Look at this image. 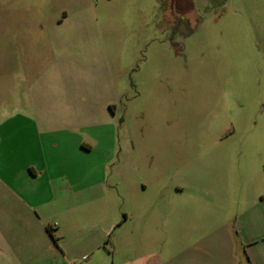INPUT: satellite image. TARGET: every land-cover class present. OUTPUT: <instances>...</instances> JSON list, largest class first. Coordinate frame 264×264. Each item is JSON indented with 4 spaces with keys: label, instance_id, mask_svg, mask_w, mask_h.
Returning <instances> with one entry per match:
<instances>
[{
    "label": "rangeland",
    "instance_id": "1",
    "mask_svg": "<svg viewBox=\"0 0 264 264\" xmlns=\"http://www.w3.org/2000/svg\"><path fill=\"white\" fill-rule=\"evenodd\" d=\"M57 92L111 122L92 153L102 198L71 197L77 238L56 230L21 243L0 229V264H21L18 251L37 262L60 244L87 253L76 264H194L227 213L213 191L237 201L264 185V0H0V101L46 117ZM23 162L0 159V171L16 175ZM130 192L150 211L144 222L123 214ZM107 194L118 222L99 238L93 212Z\"/></svg>",
    "mask_w": 264,
    "mask_h": 264
},
{
    "label": "crops",
    "instance_id": "2",
    "mask_svg": "<svg viewBox=\"0 0 264 264\" xmlns=\"http://www.w3.org/2000/svg\"><path fill=\"white\" fill-rule=\"evenodd\" d=\"M76 99L75 94L69 92L51 94L46 101V117L40 115L39 118V112L35 109L33 115H27L17 100L12 105H7L3 99L0 101V114L2 117L10 116L9 121L4 119L0 122V159L6 162L10 156H24V165L16 174L19 178L8 172L5 166L0 171V229L12 234L14 242L35 240L41 243L50 235L46 229L48 225L53 229L52 238H55L56 230L60 236L72 234L76 238L80 237L84 227L78 226L77 220L68 218L72 209L71 197L89 189L95 195L92 200L102 198L94 188L102 172L92 153L96 141L103 137V129H98L109 126L111 122L104 124L98 116L94 117V109L81 106ZM71 114L74 119H70ZM32 155L36 158L31 159ZM20 180L25 184H21ZM245 183L249 185L251 178H247ZM141 187L147 189L145 183ZM215 191L214 201L223 200L227 213L217 229L201 236L203 253L196 255L194 264H264V185L241 190L237 201L232 198L230 188ZM158 192L160 196V189ZM115 193L118 199L117 189ZM137 193H129L133 204L123 214L128 219L138 213L144 222L150 211L147 213V208L139 205ZM106 198L105 205L95 204L97 207L94 212L91 211L101 218L99 238L118 222L113 196L107 194ZM160 199L158 202H161ZM232 201L238 205L233 214L227 210ZM160 212L159 206L153 215L159 218ZM23 227L25 231L19 230ZM231 230L242 252H238L234 246ZM55 249L53 254H40L37 262L30 263L35 252L18 251L16 257L21 259V264H70L71 260L82 259L87 255L80 251L71 255L65 244Z\"/></svg>",
    "mask_w": 264,
    "mask_h": 264
},
{
    "label": "trees",
    "instance_id": "3",
    "mask_svg": "<svg viewBox=\"0 0 264 264\" xmlns=\"http://www.w3.org/2000/svg\"><path fill=\"white\" fill-rule=\"evenodd\" d=\"M46 229H47V231L50 233V235H52V231H53L52 227L48 225V226L46 227Z\"/></svg>",
    "mask_w": 264,
    "mask_h": 264
},
{
    "label": "built area",
    "instance_id": "4",
    "mask_svg": "<svg viewBox=\"0 0 264 264\" xmlns=\"http://www.w3.org/2000/svg\"><path fill=\"white\" fill-rule=\"evenodd\" d=\"M70 264H76L75 262H71Z\"/></svg>",
    "mask_w": 264,
    "mask_h": 264
}]
</instances>
